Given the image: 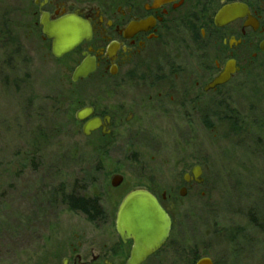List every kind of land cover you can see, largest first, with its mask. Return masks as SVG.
Listing matches in <instances>:
<instances>
[{"label": "rangeland", "instance_id": "374dc122", "mask_svg": "<svg viewBox=\"0 0 264 264\" xmlns=\"http://www.w3.org/2000/svg\"><path fill=\"white\" fill-rule=\"evenodd\" d=\"M33 2L0 0V264H62L77 241L97 255L116 241L115 232L103 236L90 222L96 216L69 211L67 197H84L97 209L108 195L117 208L125 188L147 183L167 192L178 187L164 204L172 205L173 225L170 256L159 264H189L194 256L264 264V52L242 65L218 99L200 101L201 117L137 119L106 144L83 136L74 118L99 89L71 83L72 57L55 61L40 51L23 15L35 10ZM98 107L113 109L102 100ZM193 166L203 183L180 196L182 175ZM113 174L123 185L101 192Z\"/></svg>", "mask_w": 264, "mask_h": 264}, {"label": "flooded vegetation", "instance_id": "af4514ba", "mask_svg": "<svg viewBox=\"0 0 264 264\" xmlns=\"http://www.w3.org/2000/svg\"><path fill=\"white\" fill-rule=\"evenodd\" d=\"M33 3L35 10L24 9L23 15L29 19L30 32L41 40L40 51L55 61L72 57L69 61L71 83L99 89L97 96L89 98L76 111L91 109L88 117L82 122L75 120L81 133L85 125L98 120L97 128L85 137H100L106 144H110L112 138L122 133L121 129L129 127L137 119L189 120L197 119L198 115L201 117V109L196 111L200 101L207 100V96L211 100L218 99L219 90L241 74L242 65L257 59L264 52V0H103L98 5L83 1L77 6L71 0H34ZM234 3L244 5L249 16L218 27L215 24L217 13ZM67 15H76L90 37L82 39L69 53L56 58L52 55L53 41L44 36L41 20L47 16L46 22L55 23ZM230 62L234 63L230 79L212 86ZM83 64L89 65L91 71L73 81L75 70ZM180 75H187V82L183 80L178 86L175 82L172 84L171 79L178 80ZM175 89L180 91L182 98ZM130 90L136 94L126 104L124 97ZM191 93L193 96H190ZM98 100L110 103L112 111L106 107L99 108ZM213 117L216 118L211 114L210 118ZM105 148L106 145H102L100 150L105 151ZM196 167L182 175L183 184L178 191L180 196L202 185V170L200 166ZM193 169L197 176L192 174ZM115 177L120 178L117 186L113 185ZM103 184L101 192L113 193L121 188L123 178L113 174ZM139 185L125 188L120 193L117 208L108 195V200L101 196L95 208L97 216L90 220L103 236L109 237L110 230L115 232L116 241L109 245L104 243L97 255L88 248L82 249L81 242L77 241L75 247L70 246L71 256L65 257L62 264H126L132 242H123L118 236L116 215L123 199L137 190L151 194L171 220L167 241L143 264L166 262L167 256H170L168 245L173 218L169 212L172 205L165 207L164 204L171 200L178 187L171 186L167 192L155 188L154 183ZM105 203L107 208H104ZM78 204L75 209L68 205V210L88 217ZM189 255L190 252L181 258L186 261ZM86 257H91V261L87 262ZM199 259L191 257L189 264H196Z\"/></svg>", "mask_w": 264, "mask_h": 264}, {"label": "water", "instance_id": "95a60500", "mask_svg": "<svg viewBox=\"0 0 264 264\" xmlns=\"http://www.w3.org/2000/svg\"><path fill=\"white\" fill-rule=\"evenodd\" d=\"M249 16L247 8L238 3L223 7L216 15L215 24L220 27L229 22ZM47 16L41 20L43 34L53 41L52 55L56 58L69 53L80 43L82 39L90 37L85 25L77 19L76 15H67L55 23L46 22ZM87 37V38H86ZM233 62L227 64L226 70L212 84L221 85L230 79L234 73ZM91 67L83 64L77 68L73 75V81L85 77ZM91 113V109H82L76 112L75 119L78 122L85 120ZM98 120H92L84 126L82 133L88 136L99 125ZM195 169H199L196 167ZM192 174L197 176L193 169ZM120 178L113 179V185L117 186ZM116 232L123 242L131 241L132 247L126 264H143L146 259L157 252L167 241L171 220L161 208L156 199L146 191L137 190L129 193L121 202L116 215ZM196 264H213L210 258H201Z\"/></svg>", "mask_w": 264, "mask_h": 264}, {"label": "trees", "instance_id": "16d2710c", "mask_svg": "<svg viewBox=\"0 0 264 264\" xmlns=\"http://www.w3.org/2000/svg\"><path fill=\"white\" fill-rule=\"evenodd\" d=\"M67 203L68 205H70V207L72 209H75L76 207V204H78L77 206H79V208L83 209V211L85 210L86 211V215L89 217V218H93L95 216H97V210L95 209V203L94 202H91L89 199L86 200V199H75L74 197L71 198L70 197H67Z\"/></svg>", "mask_w": 264, "mask_h": 264}]
</instances>
